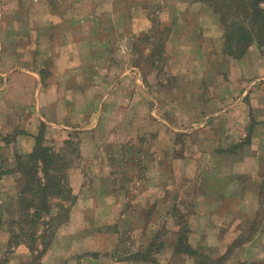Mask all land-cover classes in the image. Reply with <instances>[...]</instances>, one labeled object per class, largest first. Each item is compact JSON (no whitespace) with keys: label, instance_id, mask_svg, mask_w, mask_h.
Wrapping results in <instances>:
<instances>
[{"label":"crops","instance_id":"crops-1","mask_svg":"<svg viewBox=\"0 0 264 264\" xmlns=\"http://www.w3.org/2000/svg\"><path fill=\"white\" fill-rule=\"evenodd\" d=\"M17 1L0 0V135L4 136L0 143V171L2 177L4 174L10 176V187L13 188L9 199L5 197L4 204L0 202L1 209L5 210L6 200L11 201L9 219H19L16 201L22 182L13 157L17 152L30 154L41 129L52 133L56 151L59 152L75 137L81 162L73 169L80 176V182L67 217L68 223L59 226L55 233L59 238L67 237L70 243L79 240L80 248L72 244L70 247V243L65 248H57L52 252L56 261L46 264H179L180 261H188V255H178L176 250L179 218L172 211L177 212L180 208L187 210L184 223L189 230L190 241L197 243L207 256H224L223 264L232 260L239 264L264 262L252 260L246 254L256 243L263 241L264 228L250 233L248 239L232 249L231 245L237 241L235 239L242 237V229L229 223L234 218L237 222H252L254 215L248 213L252 204V183L259 186L264 180L263 48L254 42L240 58L225 56L219 50L222 26L208 6L196 0H177V4L170 8L167 7L169 4L162 3L165 7L160 12L165 14L172 9L183 10L180 15L177 12L179 16L176 18L170 17L168 22L162 18L165 27L171 31L165 42V54L175 36L179 37L181 31L177 32L178 28H187L186 13H197L200 18L197 21L201 24L194 39L200 38V41L193 42L197 43V47L194 52L191 50L192 59L197 65L202 64L203 59L210 62L203 72L192 70L187 74L190 83L201 84L203 97L198 99L188 95V88L183 87L187 97L181 100L183 104L178 102L173 107L194 111L196 116L188 117L185 126L177 127L173 121L156 115L160 108H157L155 99L154 80L150 84L144 83L138 67L129 64L127 68L118 70L114 54L108 52L107 46L103 48V41L114 47L123 42L129 44L128 35L138 36L152 27L146 14L140 13V10L131 11L138 5L131 6V0H107L104 7L95 5L99 8L94 14L101 22L104 21L107 33L105 40L101 41L91 35L92 28L87 35L90 37L78 36L81 33L79 29L84 27L83 22H88L90 26L93 25L91 20L97 19L93 15L84 19L77 16L81 10L72 4L78 0H61L53 6L47 0ZM15 3L21 6H14ZM188 3L191 8H185ZM37 5L39 9L35 10ZM195 7H198V12ZM146 12L149 13L147 9ZM95 24L100 25L98 22ZM122 33L125 34L121 36ZM184 34L193 38L190 28ZM211 45L218 50L207 52L204 47ZM75 47L80 49V53L71 52ZM104 58L111 61L103 69L105 78L111 74L115 76V81L99 92L97 61ZM221 61L224 72L211 68ZM131 73L136 75L135 82L131 83V96L121 103L122 112L135 108V105L140 108L141 98L153 105L152 111L147 119L139 117L127 121L123 117L107 130L106 137H99L98 132L105 124L104 109L115 94L126 88ZM151 74L146 73V76ZM215 79L219 83L211 86V81ZM190 91H193L192 88ZM81 108H85L84 112ZM134 126L137 127L134 129ZM162 126L168 128L173 136L165 149L170 153L168 158L163 150L161 153L154 152L149 159L147 156L142 158L143 154L140 158L137 154L135 159L130 157L126 160L131 164L127 167L133 165V168L137 164L143 169L145 179L141 184L136 179L121 187L115 184L114 174L119 169L115 167L118 164L117 153L111 150L101 170L110 177L105 183L108 193L102 199L96 189L93 192L94 182L86 183L84 179L88 171L86 164L91 170L94 167L92 164L98 162L101 156L105 158L107 150L102 153L105 147L120 145V148L125 146L127 149L134 134L152 133L160 138ZM13 131L14 138L7 140L5 135ZM181 135L187 143L185 151L183 149L179 154L177 136ZM4 140L9 142L4 143ZM42 140L47 143L43 137ZM194 153L201 158L198 160L200 163L204 157L217 163H207L208 169L204 168L206 166L200 169L206 174L199 175L195 163H190L196 157ZM196 164L198 168L199 163ZM183 165L187 168L185 173L180 168ZM152 169L156 173L153 181V176L149 174ZM183 173L187 181L179 182ZM243 177L247 179L245 189L249 191L240 195L244 189L240 181ZM130 190L135 193L132 199L126 197ZM113 191L124 197L118 195L120 198H116L111 194ZM140 192L142 195L138 196ZM102 208L106 213L103 214ZM102 226L105 227L99 228ZM155 241L161 245L151 249ZM80 249L83 252L77 253ZM13 250L16 254L22 251L30 254L29 248L23 244ZM152 251L154 255L151 257Z\"/></svg>","mask_w":264,"mask_h":264},{"label":"rangeland","instance_id":"rangeland-1","mask_svg":"<svg viewBox=\"0 0 264 264\" xmlns=\"http://www.w3.org/2000/svg\"><path fill=\"white\" fill-rule=\"evenodd\" d=\"M12 1L18 2L17 0H12ZM47 1L49 2L51 1L50 3L53 6L56 3L58 4V1H61V0H47ZM65 1L70 2L71 0H65ZM23 2L24 0H22V3ZM106 3H107V0H78L77 2L72 4V5L76 4L75 6L80 8L79 11L80 10L81 11L77 13V16L80 15L82 19H84L85 17L88 18L89 15H93L94 18L98 19V21L97 19H94V20L90 19L91 21H93L91 22V24L93 25H90V26L88 22H83L84 27L79 29L81 30V33L78 34L79 37L85 38L88 35V32H90L92 28L91 35L98 37L99 40L101 41L105 40L107 33L105 31L104 21L101 22L100 21L101 19L99 18V16L94 13L99 8L98 6L95 7V5L100 6L101 4L104 7L106 6ZM162 3L164 5L165 3L169 4L168 6L167 5L166 6L170 8V6L177 4V0H166L162 2L161 0H131V6L138 5L134 8H131V11L135 9V10H140L139 11L140 13L146 14L152 23V27L147 31V33L143 32L139 34L138 36H134L132 34L130 36L128 35L129 42H130L129 44H125V42H123L122 45L120 43L117 47L112 46L110 43L107 45V43L105 44V41H103L102 44L104 43L103 48L107 46L106 48L108 52L111 54H114V56L116 57L115 61H116L118 70H121L125 67L127 68V65L129 64L130 66L138 67L140 73L143 74L144 83L150 84L152 83L151 80L152 81L154 80L152 84L156 85V88L154 86L156 90L155 99L157 103V108H160L159 110L156 111L157 113L156 115L165 117L169 121L170 120L173 121L172 123H174V125H176L177 127H183L186 125L185 122L187 121V118L195 117L196 114L194 113V111L191 112V110H188V109L186 110L185 108H181L177 110L173 106L175 105V103H178V102H181L183 104V101L181 100H185V98L187 97V94L183 92V89H185L183 87L185 86L186 88H188L189 92H193L191 94L188 92V95H192L198 99L199 97L200 99L203 97V93H202L203 89H202L201 84L200 83L194 84L193 82L194 80L192 81L193 84L190 83L189 81L191 80H189V77H187V74H189V71H192V70H200V72H203L204 69H207L208 64L210 62H207L206 60L204 61L203 59L201 61L202 64L197 65L195 61H193L192 59L191 50H193L194 52L195 47H197V43L195 45V43L193 44V42L200 41V40L198 41V39L200 38H198L197 40L194 39L198 35L197 29L201 24L200 21L199 22L197 21V18H199L197 16V13L195 14H190V12L186 13L188 17V21H185V22L188 23L187 28L192 29L193 38H192V35L189 36V38H187L188 36L184 34L187 28L181 29V30H179L178 28L177 32L181 31L179 32L180 35L178 34L179 37L175 36V41L170 44L171 45L170 49L168 48L165 54V42L167 38L169 37V34L171 33V31L169 30L168 27H165L166 25H164V20L168 22V19L170 20V17L171 19L176 18L177 16L180 15V12H182L183 10L179 11V9H177V11H175V9H172L168 11L169 12L168 14H165L166 12H160L162 11L161 10L162 7H165L163 6ZM188 4L185 5V8H188V7L191 8L190 4L189 5ZM14 6L18 7L21 5H18L17 3H15ZM195 8L196 9L194 10H197L198 12L199 10L197 9L198 7H195ZM38 9H39V5L35 7V10H38ZM146 9L149 11V13L146 12ZM186 11H188V9H186ZM90 12L92 13L89 14ZM135 12L136 11H134V13ZM177 12H179V15L177 14ZM71 17H73V15ZM94 21L98 22V24L100 25H96ZM205 31H207L206 27H205ZM124 34L125 33H122L121 36H123ZM87 37H90V36H87ZM177 45L179 48H177ZM191 47H193V49H191ZM204 48L207 50V52H214L218 50V48H215V46H212V45L205 46ZM71 52H76V54H78L80 53V49L78 47H75L74 49H72ZM167 52H168V57H167ZM109 62L111 63V61H107L105 58L97 61V65L99 68L98 69L99 70L98 85H101V90H99V92L104 91L106 85H108L109 83L111 84L113 81H115L114 75L110 74L108 75L107 78H105V75H104L105 72L103 69H105V67L108 65ZM211 68L218 69L220 73L222 71L224 72L225 70L223 66V61L219 62L218 64L214 66H211ZM151 72L152 74L147 77L146 73L150 74ZM135 77L136 75L131 73V75H129V78H127L129 79V81H127L126 88L127 87L128 88L121 90V92L119 91L117 94H115V97L110 99L109 105L107 106V108L104 109L105 112H103L104 114L103 119H105V124L103 128L101 129V131L98 132L99 137L100 136L106 137L107 130H109V128H111L112 125L116 124L117 122H119L120 120L124 118L127 121H130V120H133L139 117L143 119H147V117L150 115L149 113H151L153 105H151V103L144 98H141L142 104H140L141 106L140 108H138L135 105V108L126 109L124 110V112H122L121 110V103L123 101L125 102L128 96H131V93H130L131 86H132L131 83L135 82ZM218 83L219 82H217L215 79L214 82L211 81L210 85L216 86ZM191 88L193 91H190ZM195 90H200V91L197 92ZM100 94L102 93H99V95ZM210 95H213V93L210 92ZM143 96H145L144 92H143ZM81 109H82L81 111L85 110V108H81ZM76 110H79V108ZM197 112L200 113V110H197ZM69 116H71L70 113H69ZM136 127L137 126H134V129ZM161 130L163 134L161 135L160 138H157V134L153 135L152 133H147V134L144 133L142 135H138L137 133V134L132 135L129 141V144H127V149H125L126 148L125 146L120 148L121 147L120 145H115V147L111 145L109 146L108 149L107 147H105V151L102 152L104 154L107 150L105 158L101 156L98 162L92 164L94 167L91 170H90V165L89 166L88 164L85 165L88 170L87 173H85V178H84L85 182L86 183H88L89 181L94 182L92 183L93 192H95L94 189H96L98 196L104 199L106 193H108L107 188L105 187V183L107 182V180H110V177L105 172H102L101 170L103 169V165L107 162L108 152L112 150L115 153H117V163L118 164L115 165V167L119 169L117 173L115 172L114 174L115 184L121 187V185L126 184L129 181L131 182L132 180L134 181V179H136L135 181H138L139 184H141L145 179V175L143 174V169L139 167L137 164H134L133 168H131L133 165L130 167H127V165H129L130 163L128 162L126 163V160L127 159L129 160L130 157L135 159L136 158L135 156L137 154L139 155L140 158H141V154H143L142 158H145L146 156L147 158L148 157L151 158L153 157L154 152L161 153L163 150H164L163 151L164 155L166 156V158H168L170 153L169 151L165 149L168 147L173 136L170 130H168V128L166 129L164 126H162ZM49 134H51V136ZM13 135H15V131H13L12 133H8L7 135H5V137L7 140L10 141L12 138H14L12 137ZM38 135L40 138L39 143L40 142L43 143V140H42V137H43V139H46L47 141L46 144L49 146L48 148H50L51 151H55L61 156L60 165L63 166V172L61 173V175H63L62 185L65 186V188L61 191L60 195H57V197L54 196L53 194H48L44 197L37 196L34 199L36 203L41 202V204L38 205L39 208H41V211H39V214H40L39 219L35 218L34 216L28 215L29 211L30 213H32V209L27 210L25 208L26 202L28 203V199H30L28 195H25V193L24 195H22V199L19 196V194L17 196L16 205L18 208V218H19L18 220L11 221V219H9V216L11 215V210H12L11 201L10 202L8 200L5 201V206H4L5 210L1 209L2 204H0V212H1L0 214V264H46V262L56 261V258L52 257V252L56 251L57 248H65L68 246V243H70L67 240V237L59 238L55 236L56 235L55 233L59 226L61 227L62 225H65L66 223H68L67 217H68L70 209L74 205L77 192H78L77 186L80 182L79 181L80 176L75 174V172H73V169L81 164V162L79 161V156L77 154L78 146L76 143V138L73 137V140H70L69 142H67L62 148V151L59 152V151H56V148H55L56 145H54V142L52 139L53 135L52 133H50V131H47V130L42 131L41 129ZM46 136L47 138H45ZM1 138L3 139L4 136L0 135V143H1ZM177 140L180 145L179 152H178L180 154L183 149L185 151L187 141H185L186 138L184 139L182 135L177 136ZM5 141L6 140H4V143L9 142V141L5 142ZM44 144H45V141L42 145ZM148 153H151V155L148 156ZM194 155L196 157L190 163H195V170L196 172H199V175L206 174L200 169H202L204 166H206L204 167L205 169H208L209 165H207V163L212 164V165L217 163V161H213L212 159H209V157H204L203 161L200 163L198 162V160L201 158L196 153H194ZM15 156L17 158L19 157L24 158V159H20V160H23L24 164L26 165L23 169L27 171L29 170V172L33 171L34 164H31L32 163L31 160L30 161L27 160L28 159L27 155L18 154L17 152ZM15 156L13 157V161L16 164L17 158ZM115 158L116 157H114V159ZM55 161H58V160H55ZM196 162L199 163L198 168L196 167L197 165ZM125 163H126V166H125ZM37 165H38L37 169L41 171V166L39 165V163H37ZM180 168L184 173L187 170V168L184 165L181 166ZM127 170H132V171L129 172ZM150 173H151V176H153L152 177V181H153L156 176L154 169H152L149 172V174ZM184 173L181 175L182 177L179 176V178L180 177L182 178L181 180H179V182L187 181V177H185L186 175ZM2 175L3 174L0 171V202H3L4 204V198L6 197L7 199H9V196H10L9 194H12L13 188L10 187V182H11L10 176L8 177L6 176L8 174H4L5 176L2 177ZM29 175L30 174H28L25 177L26 180H28ZM31 175L33 176V174ZM37 175L41 176L42 172L38 173ZM166 179H168V176H166ZM246 180L247 179L245 177L240 178L242 185H244V189H245ZM261 182L263 184L264 180H262ZM252 184H253V189L251 190V192L253 194L250 196V198L252 199V204L249 206L250 212H248L250 213V215L252 216L254 215L252 217V222H251L252 224L245 223L243 221L237 222L238 220H236L235 218L233 221L229 222L232 225L240 226V228L242 229V234H241L242 237L235 239L237 241L234 244H232V249L233 247H236V245H238L239 243L248 239V235L250 233H254L256 230L264 228V196L261 195L263 190L260 192V185L257 186L255 185V183H252ZM244 189L241 190L240 195H242V193L246 194L249 191L247 189L245 190ZM55 192H58V191H55ZM129 192L130 193H128L126 197L128 199L134 198L135 193H133V191L131 190ZM111 194L115 196L116 198H120L118 197V195H120L121 198L124 197V195H121V193L118 194L116 191L115 192L113 191ZM141 195H142V192H140L138 196H141ZM42 199L44 200L41 201ZM58 204L62 205L60 209L58 208ZM105 206H106V203H105ZM49 207H50V211H49L50 214L47 213ZM101 211L103 212L105 210L102 208ZM104 213L106 212H103V214ZM172 213L177 214L179 221H180L179 224H182L184 222L182 220H184V218L187 215V210L180 208L178 209L177 212H175V210L173 209ZM226 223H228V221ZM104 227L105 226H102L99 228H104ZM190 240L191 238L188 234L187 243L191 245V247L195 249L196 251L203 252L201 250V247L197 243H193ZM17 242H20L19 245H22V244L26 245L29 248L30 254L28 255L26 251L25 252L22 251L16 254L13 249L17 246ZM74 243L73 242L70 243L69 246L71 247V244H72L74 246L77 245L79 247V244H80L79 240L74 241ZM160 245L161 243L159 244L158 242L155 241L151 249H156ZM76 252L82 253L83 251H81L80 249ZM153 252L154 251L150 253L151 257L152 255H154ZM180 254L181 253H178V255ZM246 254L249 258H252V260L254 259L264 260V236H263V241L260 243H256L249 251L246 252ZM179 264H194V261L192 258H190V260L188 261H180ZM213 264H218V263H213ZM229 264H239V262L232 260L230 261Z\"/></svg>","mask_w":264,"mask_h":264},{"label":"trees","instance_id":"trees-1","mask_svg":"<svg viewBox=\"0 0 264 264\" xmlns=\"http://www.w3.org/2000/svg\"><path fill=\"white\" fill-rule=\"evenodd\" d=\"M196 1L211 8L212 13L222 26V42L219 49L223 55L232 58H240L254 42L257 43L260 48L264 49V0ZM39 141L40 138L38 139L33 151L30 154H27V160H31V164H34L32 172L23 169L26 166L23 160H20L24 159L23 157L17 158L15 156L17 158L16 170L19 171L22 182L19 190V196L22 199V195L25 193V195L30 197V199H28V203L26 202L25 208L27 210L32 209V213L29 211L28 215L34 216L38 219L40 218L39 211H41V208H39L38 205H40L41 202L36 203L34 199L37 196L44 197L48 194H53L57 197V195H60L61 191L65 188V186L62 185L63 175H61V173L63 172V166L60 165L61 156L55 151H51V149L47 146L42 145L43 143H39ZM37 163L41 166V171L37 169ZM40 172H42V175H37ZM28 174L30 175L28 180H26L25 177ZM31 174H33V176ZM262 190L263 192L261 195L264 196V183L262 184L261 182L260 192ZM43 200L44 199L41 201ZM61 206L62 205L58 204L59 209ZM49 211L50 207L48 208L47 213H49ZM179 228L176 247V250L179 253L188 255L193 259L194 264L224 263V256L212 258L201 251L193 249L191 245L187 243L189 230L187 229L185 223L183 222L182 224H179ZM19 244L20 242H17V245ZM240 264H264V262H242Z\"/></svg>","mask_w":264,"mask_h":264}]
</instances>
